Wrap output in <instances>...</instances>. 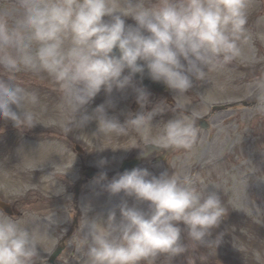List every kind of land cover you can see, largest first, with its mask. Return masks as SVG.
<instances>
[{
  "label": "clouds",
  "instance_id": "1",
  "mask_svg": "<svg viewBox=\"0 0 264 264\" xmlns=\"http://www.w3.org/2000/svg\"><path fill=\"white\" fill-rule=\"evenodd\" d=\"M251 4L252 0H17L0 13V77H7L0 78V119L20 130L41 124L34 110L38 93L16 76L31 73L55 85L66 133L96 121L95 136L102 148H107L105 141L131 138L133 133L143 137L155 130L148 142L142 140L143 146L112 148L151 145L191 152L200 128L179 100L194 80L208 81L212 73L234 62H250L246 50L253 39L247 27ZM129 17L135 25L126 24ZM257 38L264 42V34ZM145 70L153 81L177 93L175 108L161 102L145 110L152 103L150 94L133 83ZM129 87L141 110L128 113L121 123L108 109L115 107L113 92ZM250 89L255 111L264 115V73L253 79ZM102 90L109 99L89 113L87 106ZM169 110L177 113L173 119L153 125L156 116ZM149 177L147 169L135 168L102 184L109 194L124 193L135 201L132 206L127 201L118 205L119 220L115 209L102 220L89 219L91 206L84 208L79 243L85 264H155L161 254L171 264L189 249L219 245L220 238L208 239L226 214L218 190L197 187L199 177L188 174L164 171ZM105 180L107 173L102 172L95 183ZM29 224L30 219L0 211V264H36L40 252L46 251V237ZM182 231L190 241L187 245ZM189 264H195L192 257Z\"/></svg>",
  "mask_w": 264,
  "mask_h": 264
},
{
  "label": "rangeland",
  "instance_id": "2",
  "mask_svg": "<svg viewBox=\"0 0 264 264\" xmlns=\"http://www.w3.org/2000/svg\"><path fill=\"white\" fill-rule=\"evenodd\" d=\"M15 3L17 0H0V13ZM125 19L126 24L135 25L132 18ZM247 27L253 36L246 50L250 62H234L226 70L212 73L208 81L194 80L186 97L179 100L186 114L195 115L197 126V118L201 116L211 125L207 130L198 126L200 135L195 148L191 152L170 151L160 162L156 161L160 154H152L138 167L147 169L149 178L164 171L199 177L197 187L218 190L226 209L221 223L208 237L211 241L220 238L219 245L211 250L206 246L189 249L173 258L171 264H189V257L195 264H264V115L255 111L254 94H249L253 79L264 73V42L257 38V34H264V0H252ZM16 76L24 87L38 93L39 103L34 110L41 124L20 130L13 122L0 119V199L19 210L21 214L13 218L30 219L29 227L46 237V251L40 252L36 264H49L47 256L57 242L54 235L70 238L64 241L67 248L56 264H85L86 256L79 243L84 208L91 206L89 219L102 220L115 209L119 220L118 205L123 201L129 206L135 203L124 193L109 194L102 184L122 174L119 172L122 160L139 156L144 147H112L143 146V141L148 142L155 130L143 137L133 133L131 138L105 141L103 146L107 148H102V141L95 136L96 121L69 133L63 130L59 95L49 78L25 72ZM148 93L152 103L145 110L150 111L161 102L175 108L177 93L172 90L168 96ZM167 97L174 102L167 103ZM108 99L102 90L87 106L88 112ZM111 99L115 107L109 108L108 113L121 123L128 113H136L131 109L136 99L131 87L124 92L114 91ZM222 105L223 109L214 108ZM13 110L19 112L15 106ZM176 114L166 111L154 118L153 125L166 123ZM76 145L83 148L82 153L75 150ZM102 160L106 161L103 165ZM88 166L98 170V174L88 178L85 175ZM102 172L107 173V180L95 183ZM178 226L185 227L182 222ZM181 237L184 244L190 243L186 232L182 231ZM75 248L77 253L71 258ZM202 256L207 260L202 261ZM166 262L167 256L161 254L155 264Z\"/></svg>",
  "mask_w": 264,
  "mask_h": 264
},
{
  "label": "water",
  "instance_id": "3",
  "mask_svg": "<svg viewBox=\"0 0 264 264\" xmlns=\"http://www.w3.org/2000/svg\"><path fill=\"white\" fill-rule=\"evenodd\" d=\"M127 72V70H126ZM135 80L138 82V84L148 87V88H152L155 89L156 91L159 89H164L166 88V85H164L162 82H155L153 81L147 74V70H145V73L143 74V76H141L140 74H137L135 77ZM149 150H152V148H149ZM137 162H139V158H136L132 161H128L125 164V168L123 169H129L132 165H135ZM93 173H90L89 175H92Z\"/></svg>",
  "mask_w": 264,
  "mask_h": 264
}]
</instances>
